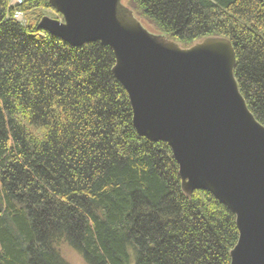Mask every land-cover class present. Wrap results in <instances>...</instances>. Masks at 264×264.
Segmentation results:
<instances>
[{"label":"trees","instance_id":"1","mask_svg":"<svg viewBox=\"0 0 264 264\" xmlns=\"http://www.w3.org/2000/svg\"><path fill=\"white\" fill-rule=\"evenodd\" d=\"M7 3L0 0V264H65L61 242L86 264H230L234 215L206 191L183 194L169 147L136 133L112 51L40 31L48 0H24L21 22ZM127 5L184 46L229 40L239 93L264 127V0Z\"/></svg>","mask_w":264,"mask_h":264},{"label":"water","instance_id":"2","mask_svg":"<svg viewBox=\"0 0 264 264\" xmlns=\"http://www.w3.org/2000/svg\"><path fill=\"white\" fill-rule=\"evenodd\" d=\"M37 28L71 47L99 42L127 94L136 133L165 143L186 196L206 191L235 217L230 264H264V127L239 93L229 40L188 46L155 32L125 0H48Z\"/></svg>","mask_w":264,"mask_h":264},{"label":"rangeland","instance_id":"3","mask_svg":"<svg viewBox=\"0 0 264 264\" xmlns=\"http://www.w3.org/2000/svg\"><path fill=\"white\" fill-rule=\"evenodd\" d=\"M129 2H130V0H125L126 5L129 4ZM8 8H9V6H8ZM129 8L131 10H133L131 7H129ZM134 13L137 17L142 18V17L138 16L135 11H134ZM40 14L42 15V17L47 16V17L52 18V19L58 18L57 14L54 13L52 10H42V11H40ZM22 15H23V13H22ZM144 23L146 25H148L150 27V29H152V31L158 32V30L155 27L149 25L145 20H144ZM57 251L59 252L60 257L63 259L65 264H86L84 259L82 258V256L78 252H76L75 250H73L71 247L64 244L63 242L58 244Z\"/></svg>","mask_w":264,"mask_h":264},{"label":"built area","instance_id":"4","mask_svg":"<svg viewBox=\"0 0 264 264\" xmlns=\"http://www.w3.org/2000/svg\"><path fill=\"white\" fill-rule=\"evenodd\" d=\"M24 0H8V6L9 8H12L13 14H12V19L18 22L22 21V13L18 11L16 8L21 6L23 4Z\"/></svg>","mask_w":264,"mask_h":264}]
</instances>
